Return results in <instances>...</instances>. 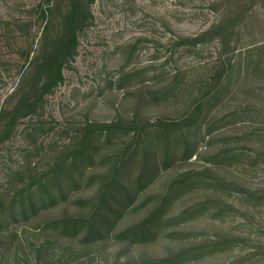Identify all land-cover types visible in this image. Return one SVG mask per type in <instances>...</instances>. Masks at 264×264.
Segmentation results:
<instances>
[{"label": "rangeland", "instance_id": "374dc122", "mask_svg": "<svg viewBox=\"0 0 264 264\" xmlns=\"http://www.w3.org/2000/svg\"><path fill=\"white\" fill-rule=\"evenodd\" d=\"M244 3L92 0L62 80L10 122L69 1L0 0V264H163L178 252L169 264H264V0ZM227 7V44L189 40ZM194 109L198 120L184 121ZM109 122L120 123L101 128ZM85 135L95 144L81 163L86 176L124 147L134 151V172L149 151L148 160L168 154V166L128 206L117 202L122 186L103 209L97 184L71 187L62 199L44 182L58 154L69 162ZM92 203L104 213L120 207L105 237L63 233L71 218L52 224L87 215ZM146 207L160 209L153 234L118 236Z\"/></svg>", "mask_w": 264, "mask_h": 264}, {"label": "trees", "instance_id": "16d2710c", "mask_svg": "<svg viewBox=\"0 0 264 264\" xmlns=\"http://www.w3.org/2000/svg\"><path fill=\"white\" fill-rule=\"evenodd\" d=\"M68 7L64 10L62 14L61 26L58 33L53 38L51 46L44 50L40 59H36L37 66L35 73L33 75V81L27 93L21 95L18 100L14 103L10 112V122H13L19 116H23L31 112L37 101L43 96L50 92V90L62 80V66L69 57L72 56L76 42H77V30L80 28V24L88 19L90 16L89 4L92 0H68ZM256 0H250V3H244L242 10H246L253 2ZM258 1V0H257ZM261 1V0H259ZM231 9L227 7V10L223 11L221 18L215 23L211 24L207 29L201 33L195 35L189 40L192 43H200L205 39H216L219 45L227 44L229 36L233 32V25L227 24V14L230 13ZM45 17L44 10L41 11V18ZM220 80L219 77H214L215 84H218ZM197 108V107H196ZM200 108V106L198 107ZM198 110L189 112V114L184 118V121L190 123L192 120H198ZM6 114V111L0 113V119ZM193 116V117H192ZM137 115L133 114L130 121H137ZM120 122H109L103 125L104 129H112L119 125ZM88 135L81 138V144L77 149L71 150L69 162L60 160L62 152L58 154L57 159L52 164L47 176V181L50 182V186L54 185L56 192L60 198L66 196L69 188L73 187V190L77 188H82L91 184H97L95 197H98L97 207L104 208V203L109 198V193L113 191V187H123L121 191L122 195H117L118 203H126L128 206L134 196L137 194V189L143 190L144 181L154 175L158 166L162 168H167L168 166V154L163 156H154L153 160H148L151 151L145 153L143 158L138 161L141 162V167L138 168L137 172L131 170L129 167V161L132 160L133 149L131 147H124L119 152L110 159L109 162L102 168V172L98 175L90 173L85 175L83 168H81V163L85 159H92L93 152L90 147L95 145ZM152 146V145H151ZM66 150V148H65ZM184 158L188 159L190 155L187 156L188 147L184 148ZM157 158V159H155ZM152 161L153 164H150ZM138 173V174H137ZM137 174V175H135ZM130 185L131 187H129ZM101 191V193H100ZM50 200L55 199V195L50 193ZM93 207V203L90 205ZM151 207H146V211ZM87 215L76 214L69 218L59 217L53 218L52 224H64L68 219L71 218V224L67 229L66 226H62V232H70L72 235L80 234L83 238H94V237H105L110 230H112L116 224V220L120 219L118 212L120 207H111L109 213H104L98 208H94ZM160 210V209H157ZM156 209H150L146 215L139 221L126 222V224L121 229V234L118 236H123L124 233L139 238H144L147 234H153L151 227H154L158 223V212ZM55 220V221H54ZM55 222V223H54ZM183 256L182 252L172 254H167L163 258H160V262L163 264H169L171 262L177 261L179 256ZM239 261L234 260L229 264H237Z\"/></svg>", "mask_w": 264, "mask_h": 264}]
</instances>
